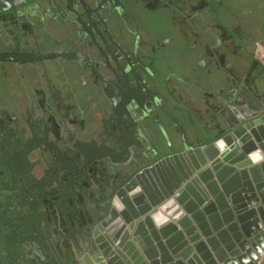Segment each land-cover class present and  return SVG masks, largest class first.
I'll return each instance as SVG.
<instances>
[{"label": "flooded vegetation", "instance_id": "obj_1", "mask_svg": "<svg viewBox=\"0 0 264 264\" xmlns=\"http://www.w3.org/2000/svg\"><path fill=\"white\" fill-rule=\"evenodd\" d=\"M210 6L208 0H0V223L12 241L19 218L51 239V199L59 204L75 191L78 211L84 194L107 198L147 163L171 155L168 146L199 130L193 122L202 126L185 98L209 120L212 104L229 95L227 81L264 80L241 78L249 59L238 45L242 35L205 23ZM157 12L164 22L152 17ZM245 41L264 66V38ZM193 68L205 69L204 78L196 79ZM179 70L187 72L182 84L212 83L215 96L196 102L179 88Z\"/></svg>", "mask_w": 264, "mask_h": 264}, {"label": "water", "instance_id": "obj_2", "mask_svg": "<svg viewBox=\"0 0 264 264\" xmlns=\"http://www.w3.org/2000/svg\"><path fill=\"white\" fill-rule=\"evenodd\" d=\"M227 86L214 140L147 163L107 198L84 194L78 211L75 191L51 199V239L19 218L12 241L0 223V264H255L264 249V80L253 92Z\"/></svg>", "mask_w": 264, "mask_h": 264}, {"label": "rangeland", "instance_id": "obj_3", "mask_svg": "<svg viewBox=\"0 0 264 264\" xmlns=\"http://www.w3.org/2000/svg\"><path fill=\"white\" fill-rule=\"evenodd\" d=\"M208 1L211 6L204 10L202 19L212 26L220 23L231 35H238V29L239 34L242 35L238 42L239 48L244 47V49L251 50L253 45L244 43L246 39L256 42L257 39L264 38V0ZM152 17L155 20L161 19L159 21L163 20V22L165 18L160 12L153 14ZM205 23L201 22L202 30L206 29ZM248 45L249 47H247ZM243 56L246 54L243 53ZM163 156L159 155L158 159Z\"/></svg>", "mask_w": 264, "mask_h": 264}, {"label": "crops", "instance_id": "obj_4", "mask_svg": "<svg viewBox=\"0 0 264 264\" xmlns=\"http://www.w3.org/2000/svg\"><path fill=\"white\" fill-rule=\"evenodd\" d=\"M245 42H247V41H245ZM247 54L249 56V59L248 60L245 59V61H244L243 65H244V70L245 71L242 72V74H241L242 77L241 78L244 80L246 78V76H248V75H250L251 77L253 76V77L260 78L262 75H264V66H262L260 62H257L254 59L255 55H254L253 47L251 48V50H248ZM251 64H253L254 67H252V69L249 70L248 67H249V65L251 66ZM248 70L250 71V74H249ZM204 71H205V69L198 70V69L193 68V72L192 73L194 74L196 79L197 78H201L202 79V78H204V75H205ZM183 73L186 74L187 72H184L183 70H179V77L180 78L178 77V80H179L178 82L181 83V84H178V86H179V88H182V89L185 88V90L193 92L194 93L193 99L196 102L198 101V99L199 100H201V99L203 100L205 98L211 100L212 97L215 96L217 86H214L212 83H211V85H209L207 87H202V86H200V87L195 86L194 87V85H191V84H196V80L194 79V81L190 80L188 84L187 83H183L182 84V82L185 81V77L183 76ZM162 76H163V79L166 80L167 73L164 72ZM262 78H264V77H262ZM259 80H261V79H259ZM184 84H186V85H184ZM245 84H246V87H247V89L249 91H251V92L254 91L255 85H252V84L247 83V82ZM185 100L187 101L189 106H192L195 110H197V113H198L199 117L201 118V122L200 123L202 124V126H205L206 128L201 130L202 126L199 125L198 122H193L192 124L196 125V128L199 129V130H197V132L199 133L198 136H196V137L192 136V135H190L191 134L190 133L189 135L186 136L185 139H183V141H181V142L180 141L179 142L176 141L174 143V147L171 148V150H169L168 154L169 153L170 154H174V153H177V152L181 151L182 148L184 147V145H186L188 147H195V146H200L202 144L211 142L219 134V130L214 129L211 126V123H210V120L211 121L213 120V122H214V119H216V106L217 105H215L214 103L212 104L211 109H210V119L207 120V117H205L202 114L201 107L198 108L199 109V111H198V109H196L197 105L195 103L191 102V104H190V101L187 98H185ZM162 154L166 155L167 153L164 152ZM260 264H264V256H262L260 258Z\"/></svg>", "mask_w": 264, "mask_h": 264}, {"label": "built area", "instance_id": "obj_5", "mask_svg": "<svg viewBox=\"0 0 264 264\" xmlns=\"http://www.w3.org/2000/svg\"><path fill=\"white\" fill-rule=\"evenodd\" d=\"M264 256V249H262L260 255H259V258L257 259L256 263L255 264H260V258Z\"/></svg>", "mask_w": 264, "mask_h": 264}, {"label": "bare ground", "instance_id": "obj_6", "mask_svg": "<svg viewBox=\"0 0 264 264\" xmlns=\"http://www.w3.org/2000/svg\"><path fill=\"white\" fill-rule=\"evenodd\" d=\"M157 184V183H156Z\"/></svg>", "mask_w": 264, "mask_h": 264}]
</instances>
